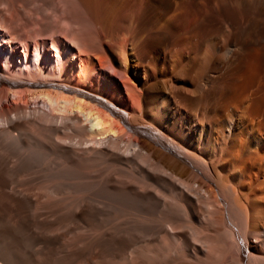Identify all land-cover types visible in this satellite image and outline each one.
<instances>
[{"label":"bare ground","instance_id":"obj_1","mask_svg":"<svg viewBox=\"0 0 264 264\" xmlns=\"http://www.w3.org/2000/svg\"><path fill=\"white\" fill-rule=\"evenodd\" d=\"M0 68V264H264V0H0Z\"/></svg>","mask_w":264,"mask_h":264},{"label":"rangeland","instance_id":"obj_2","mask_svg":"<svg viewBox=\"0 0 264 264\" xmlns=\"http://www.w3.org/2000/svg\"><path fill=\"white\" fill-rule=\"evenodd\" d=\"M25 31V29H20V28H15V29H11L10 30V35H15L17 36V42L21 39L20 37H22V35L24 34L23 32ZM35 30V29H34ZM18 33H21V34H18ZM19 35V36H18ZM6 37H9L8 35H6ZM21 44L18 42V50L19 52H21ZM4 70L0 68V73H3ZM27 99L30 103L34 102L35 99H37L38 101H42V97L41 96H38L37 98L32 94H27ZM14 100V97H13V94L12 92H9L8 94V101H11L13 102Z\"/></svg>","mask_w":264,"mask_h":264}]
</instances>
